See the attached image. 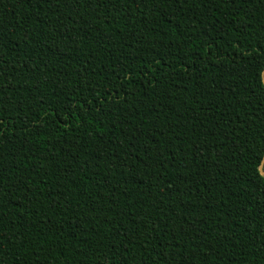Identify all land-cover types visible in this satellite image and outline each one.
Segmentation results:
<instances>
[{
  "label": "trees",
  "instance_id": "trees-1",
  "mask_svg": "<svg viewBox=\"0 0 264 264\" xmlns=\"http://www.w3.org/2000/svg\"><path fill=\"white\" fill-rule=\"evenodd\" d=\"M263 78L264 0H0V264H264Z\"/></svg>",
  "mask_w": 264,
  "mask_h": 264
},
{
  "label": "water",
  "instance_id": "water-1",
  "mask_svg": "<svg viewBox=\"0 0 264 264\" xmlns=\"http://www.w3.org/2000/svg\"><path fill=\"white\" fill-rule=\"evenodd\" d=\"M262 81H263V84H264V78L262 79ZM264 164V158H263V160H262V162H261V166ZM261 166L259 167V169H260V173H261V175H264V172L261 170Z\"/></svg>",
  "mask_w": 264,
  "mask_h": 264
}]
</instances>
